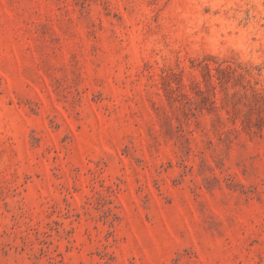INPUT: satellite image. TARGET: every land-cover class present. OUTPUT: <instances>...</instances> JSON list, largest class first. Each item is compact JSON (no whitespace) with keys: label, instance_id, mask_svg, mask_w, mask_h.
<instances>
[{"label":"rangeland","instance_id":"rangeland-1","mask_svg":"<svg viewBox=\"0 0 264 264\" xmlns=\"http://www.w3.org/2000/svg\"><path fill=\"white\" fill-rule=\"evenodd\" d=\"M0 264H264V0H0Z\"/></svg>","mask_w":264,"mask_h":264}]
</instances>
